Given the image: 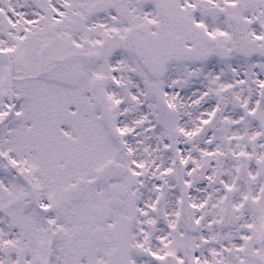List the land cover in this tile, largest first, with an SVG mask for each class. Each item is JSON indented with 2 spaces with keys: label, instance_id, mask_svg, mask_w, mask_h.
Listing matches in <instances>:
<instances>
[{
  "label": "snow or ice",
  "instance_id": "snow-or-ice-1",
  "mask_svg": "<svg viewBox=\"0 0 264 264\" xmlns=\"http://www.w3.org/2000/svg\"><path fill=\"white\" fill-rule=\"evenodd\" d=\"M0 264H264V0H0Z\"/></svg>",
  "mask_w": 264,
  "mask_h": 264
}]
</instances>
